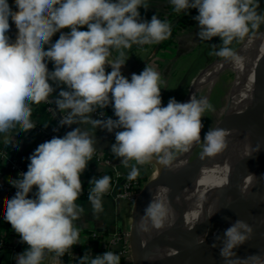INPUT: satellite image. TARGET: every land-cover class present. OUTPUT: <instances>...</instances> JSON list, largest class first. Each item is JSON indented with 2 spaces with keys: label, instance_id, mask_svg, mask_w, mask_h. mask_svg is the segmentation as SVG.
<instances>
[{
  "label": "clouds",
  "instance_id": "obj_1",
  "mask_svg": "<svg viewBox=\"0 0 264 264\" xmlns=\"http://www.w3.org/2000/svg\"><path fill=\"white\" fill-rule=\"evenodd\" d=\"M169 2L176 12L198 9L194 19L199 25V38L210 41L220 37V46H213V54L237 66H242L245 58L232 47L233 41L250 39L264 24V11H258L260 0ZM13 3L16 10L9 0H0V137L34 128L32 105L52 101L55 84L66 86L54 98L64 113L61 125L82 123L91 125L94 131L101 127L108 132L119 129L111 151L125 166L131 164L129 179L140 174L138 165L153 159L171 170L178 155L194 144H201L202 159L227 149L229 132L225 128L210 127L201 138L202 117L207 111H215L208 97L192 94L185 102L172 97L162 105L165 81L154 67L146 64L130 79L122 74L121 67L128 59L126 50L133 44L159 43L172 34L171 24L156 14L150 20L140 18L139 9L148 8V0ZM10 18L20 33L15 42L7 34ZM85 25L86 29L80 27ZM64 28L70 30L61 32ZM57 32L59 38L52 42ZM45 45L50 46L46 49ZM49 61L54 64L51 71ZM106 65H111V71ZM108 106L116 118L103 111L98 113L101 119L90 115ZM95 143V135L87 127L53 136L30 155L27 171L10 181L17 190L7 201L4 219L29 245L17 254L16 264H42L47 253H54L60 261L79 243L81 229L76 221L85 212L78 203L83 191L80 175L92 160ZM9 146L13 147L11 143ZM259 148L257 144L256 150ZM89 183L93 187L88 190V200L93 213L99 214L104 211L103 196L111 187V177L103 175ZM34 186V196L30 197ZM169 214V204L153 196L136 227L145 233L165 229ZM252 233V225L243 219L231 223L220 246L225 264H264V252L241 257L235 251ZM77 264H121V256L112 250L95 256L86 252Z\"/></svg>",
  "mask_w": 264,
  "mask_h": 264
},
{
  "label": "crops",
  "instance_id": "obj_2",
  "mask_svg": "<svg viewBox=\"0 0 264 264\" xmlns=\"http://www.w3.org/2000/svg\"><path fill=\"white\" fill-rule=\"evenodd\" d=\"M170 3L169 0H148L149 7H140L139 11L141 13V19L150 20L152 15L156 14L159 18L163 15L165 11V6ZM10 7L15 9L13 0H9ZM197 10L196 8L189 9L188 12ZM10 28L7 32L10 40L15 42L20 33L17 26L11 18L9 19ZM85 27H87L85 25ZM64 32L70 29H62ZM199 25L196 20L185 28L179 30L175 37V42L166 46L160 47L159 43L137 45L133 44L130 49L126 50L128 59L123 65V68L129 69L140 73L146 64L154 67L157 71L161 73V79L165 81L161 88L162 105H166L170 98L175 97L177 101H182L185 95H188L192 90L195 81L201 75V73L208 67L209 63L214 59L220 58L213 54V46L219 47L221 43L220 37H213L209 40H201L198 36ZM60 32H57L52 37V42H55L59 38ZM50 45H45L47 49ZM116 53H113L115 57ZM188 56V64L185 67H180L179 61L183 60V56ZM194 56L197 59L193 61ZM48 68L51 71L54 68L53 62H48ZM107 71H111V68L106 67ZM129 79L131 78L130 73H123ZM66 87L65 85H55V91L50 95V101L55 107V113L53 117L47 110H41L37 108L34 104L32 105V117L31 119L35 123V127L27 131L17 130L8 137H0V149H4L8 152V155L21 159L28 164L30 163V155L38 147L40 143L47 141L46 132L53 127H51L49 122V115L53 119V122H58L62 119L64 114L61 110L57 108L54 102V98L58 95L60 89ZM178 89H182L178 92ZM109 114L113 118L114 116L113 108L111 106L107 107ZM94 119H101L96 115V113L90 114ZM61 125V124H60ZM62 130L67 133L73 128L80 127L84 130L86 127L95 135L96 143L94 147L98 150H102L109 155H111L115 163L117 164L118 171L124 176L127 172L128 166L121 163L122 158L117 157L111 151V146L115 143V131L108 132L106 129L97 127L92 130L91 125H84L82 123H74L72 125H61ZM13 147H10L9 144ZM18 146V150L15 148ZM131 163H135L132 161ZM146 163L144 165H138L140 169V174L138 176H143V172L148 166ZM131 166V164H130ZM111 171V168L105 163L99 161L95 157L88 162V166L81 173L80 178L85 181H90L93 178H98L105 175L107 171ZM14 178V175L7 168L3 167L0 163V217H5L7 209V201L12 198L16 191L10 186V181ZM32 197L34 194H30ZM78 203H81L85 209L80 219L76 221L78 227H80V240L76 245L81 249L82 254L79 251H75L78 258L83 256L86 252L91 256L97 254H102L105 251L104 246L109 244L111 236L115 232H119L121 229L129 230L131 224V214L133 204L126 200L119 199L116 197H103V207L104 211L99 214H94L92 205L88 198H79ZM98 233L97 238L93 237V233ZM15 243L20 242V237L15 239ZM24 250L21 248L19 253ZM18 253V254H19ZM11 249H5L0 253V264H16L15 257ZM43 264V262H42ZM122 264H130L124 262Z\"/></svg>",
  "mask_w": 264,
  "mask_h": 264
},
{
  "label": "bare ground",
  "instance_id": "obj_3",
  "mask_svg": "<svg viewBox=\"0 0 264 264\" xmlns=\"http://www.w3.org/2000/svg\"><path fill=\"white\" fill-rule=\"evenodd\" d=\"M238 52L245 58L242 66L223 61V58L216 60L210 69L201 73L190 95L182 101H188L192 94L202 88L210 91L218 74L226 68H233L236 71V85L226 108L225 125V129L236 126L233 144L223 154L201 167L193 189L186 188L182 191L177 173L189 161V156L197 144H194L188 152L178 155L173 168L168 169L170 180L164 186H162L160 172L155 171L156 179L148 186L145 198L151 200L155 196L164 199L170 206V214L165 229L159 231L153 229L150 233L144 232V250L147 255H151L154 251L155 235L168 230L174 223L171 201L178 199L179 203L181 198L186 200L185 228L192 236V244L197 245L199 241L205 239L209 230V227L199 224V220L209 214L207 207L217 201L232 205L238 184L252 178L257 173L256 153L264 150V134L257 132V124L262 121V118L253 119V107L255 103L264 99V32L255 34L250 39L247 38ZM257 144H260L259 150H256ZM229 189L233 191L228 193ZM261 205H264V177L248 189L241 203V207L245 210ZM224 220V215H216L212 218V224L221 223ZM256 252H264V246L246 251L242 257Z\"/></svg>",
  "mask_w": 264,
  "mask_h": 264
},
{
  "label": "water",
  "instance_id": "obj_4",
  "mask_svg": "<svg viewBox=\"0 0 264 264\" xmlns=\"http://www.w3.org/2000/svg\"><path fill=\"white\" fill-rule=\"evenodd\" d=\"M60 31L64 32L62 29ZM219 59L220 58H217V60ZM106 67L111 68V65H106ZM121 72L130 74L137 73L123 67H121ZM253 108V119L256 120L262 118V121L257 124V132L258 134H264V99L255 103ZM226 121L227 113L225 107L224 117L217 127L225 128ZM227 130L229 132V143L225 151H227L233 144L234 136L236 134V126H231ZM201 152L202 149L195 157L185 163L179 170V173H177V179L179 177L182 191L186 190V188L193 189L200 173L201 167L205 163L215 159L216 157L224 153L222 152L214 157H205L202 159ZM256 154L257 173L252 178L244 180L240 184H238L235 190V198L233 204L228 205L220 201L214 202L206 209L209 214L199 220V224L210 228V226L212 225L213 216L224 215L225 220L219 224L214 234L209 237L205 236V239L202 242L198 243L197 245H193L191 241L192 236L185 228L184 213L187 207V202L183 198H181L179 203L178 199L176 201L173 200L170 202V204L173 207L172 212L176 220L174 219V223L170 225L168 230H164L162 231V233H157V235H155L154 251L151 255H147L144 250V232L138 231L136 225L143 215L144 209L150 201L149 199L145 198V193L148 189L149 184L154 179H156V175L153 172L154 179L149 181L146 187H144L143 190L140 191L132 207L131 224L129 229L130 246L132 251V264H225L224 259L220 255L222 237L224 236L225 230L236 219H243L253 227L251 238L245 244L239 246L235 250L238 256L242 257V255L246 251L264 246V205L254 207L251 210H245L241 207V203L248 189L256 182H258L262 178V175H264V150L259 151ZM150 162L157 166V169L155 170H158L160 172V175L162 177V186H164V184H166L170 180L168 169L161 166L155 159ZM129 169L130 165L128 166L125 177H128ZM232 191L233 189H229L228 193ZM121 231L122 230L120 229L119 232Z\"/></svg>",
  "mask_w": 264,
  "mask_h": 264
},
{
  "label": "built area",
  "instance_id": "obj_5",
  "mask_svg": "<svg viewBox=\"0 0 264 264\" xmlns=\"http://www.w3.org/2000/svg\"><path fill=\"white\" fill-rule=\"evenodd\" d=\"M45 104L46 110L53 117L55 113V107L51 102H43ZM103 111L107 116H111L108 112L107 107L104 109H99L96 113L99 118H103L99 116V112ZM66 133L62 130L60 123L56 122L54 127L46 132V139L50 140L53 136H63ZM93 157L98 159L99 161L105 163L107 166L111 168V171L114 173L113 185L110 187L109 191L104 194V196L108 197H116L119 199H123L133 204L140 191V180L138 176L134 179H129L125 177L122 173L118 171L117 164L115 163L114 158L108 153L96 149L93 154ZM0 163L3 167L7 168L14 175V178H18V174L22 172H26L28 169V163L17 158H13L8 155V152L4 149H0ZM81 179V178H80ZM124 180V181H123ZM83 191L79 198H88V190L93 187V184H90L89 181H85L81 179ZM123 181V182H122ZM10 186L13 190H17L11 183ZM35 192V186L32 194ZM31 194V193H30ZM103 196V197H104ZM98 233L94 232L93 237L97 238ZM104 246L106 250H112L120 254L121 257L125 259V262L132 264V251L130 246V231L123 230L121 232H115L109 242ZM29 245L26 242H23L20 237V242L16 243L12 246H7L4 239L0 236V253L5 249H11L14 255H17L21 248L25 250ZM60 261L55 259L54 253H47L46 257L43 261V264H77V256L74 251L69 250L68 253H65L62 257H60Z\"/></svg>",
  "mask_w": 264,
  "mask_h": 264
},
{
  "label": "rangeland",
  "instance_id": "obj_6",
  "mask_svg": "<svg viewBox=\"0 0 264 264\" xmlns=\"http://www.w3.org/2000/svg\"><path fill=\"white\" fill-rule=\"evenodd\" d=\"M258 11H264V0H260V5L258 8ZM255 32H256V34L264 32V24H261L260 28L255 30ZM246 39L247 38H245V40ZM245 40L233 41L232 47H234L237 50L240 46H242L241 44L244 43ZM182 58H183V60L179 61L180 67H185L188 64H190L188 62V56L187 55L183 56ZM195 59H197V56H196V58L194 56L193 61H195ZM220 59H222V58L220 57ZM216 60L217 59H214L213 61H211L206 69H210ZM235 85H236V71L233 68H226L220 74H218L217 79H216V81H215V83L212 86L210 91H207L206 88H202L195 93V95L198 97L199 96L208 97L209 101L213 104V106L215 108V111H207L204 114V116L202 117V123H203V127L201 129V138L202 139H203L204 133L210 127L215 128L222 121V119L224 117L225 107L227 108V106L229 104V101L231 99V94L233 95ZM181 90L182 89H178V92H180ZM190 93H191V91H190ZM190 93L188 95H185L183 100L186 99L190 95ZM182 101H179V102H182ZM201 149H202L201 144H197L194 147V149L192 150V152L189 156V160H191L193 157H195ZM148 163H149V164H147L148 166L146 167L145 171L143 172L144 173L143 176H138V178L140 180V191H142L143 188L146 187V185L149 181L154 179L153 172L155 173V171H156L155 169H157V166L155 164H153L151 162H148ZM140 191H139V193H140ZM219 224L220 223H217V222L213 223L210 226L206 237L214 234V231L216 232V229L218 228Z\"/></svg>",
  "mask_w": 264,
  "mask_h": 264
},
{
  "label": "trees",
  "instance_id": "obj_7",
  "mask_svg": "<svg viewBox=\"0 0 264 264\" xmlns=\"http://www.w3.org/2000/svg\"><path fill=\"white\" fill-rule=\"evenodd\" d=\"M198 14V9L186 12H176L174 10V6L171 3H168L165 6V11L163 15L160 17L162 20H166L171 24L172 27V34L168 39H165L163 41H160V47H166L172 43L175 42L176 34L179 30L185 28L189 24H191L195 19L194 16ZM83 29H86L85 26H80ZM37 108L41 110H46L45 104L41 102L40 104H34ZM49 122L51 127H54L55 122H53V119L49 115ZM105 175H109L111 177V186L113 185L114 180V173L113 171H107ZM101 177V176H100ZM99 178V177H98ZM91 181V180H90ZM89 181V182H90ZM85 184V182H82ZM0 236L4 239L7 246H12L16 244V238L20 237V234H18L12 227L11 223L6 221L4 217H0ZM71 251H79L80 254H82L81 249L75 244L70 249ZM125 262V259L121 257V264Z\"/></svg>",
  "mask_w": 264,
  "mask_h": 264
}]
</instances>
